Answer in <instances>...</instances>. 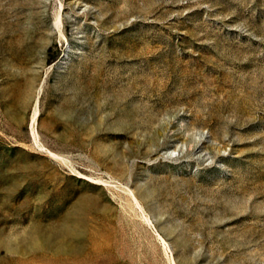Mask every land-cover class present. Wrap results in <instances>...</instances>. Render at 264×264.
Returning <instances> with one entry per match:
<instances>
[{"label": "rangeland", "instance_id": "374dc122", "mask_svg": "<svg viewBox=\"0 0 264 264\" xmlns=\"http://www.w3.org/2000/svg\"><path fill=\"white\" fill-rule=\"evenodd\" d=\"M0 264H264V0H0Z\"/></svg>", "mask_w": 264, "mask_h": 264}]
</instances>
